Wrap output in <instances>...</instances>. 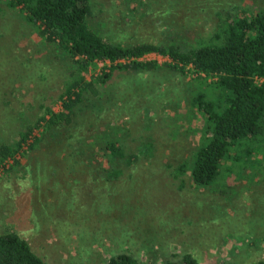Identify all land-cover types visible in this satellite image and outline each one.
Returning a JSON list of instances; mask_svg holds the SVG:
<instances>
[{"label": "rangeland", "instance_id": "374dc122", "mask_svg": "<svg viewBox=\"0 0 264 264\" xmlns=\"http://www.w3.org/2000/svg\"><path fill=\"white\" fill-rule=\"evenodd\" d=\"M91 8L96 27L122 44H163L172 36L193 43L212 35L216 11L250 18L264 0H91ZM53 54L0 0V144L17 140L44 107L62 111L68 72ZM139 60L158 67L120 73L104 88L97 83L98 96L79 105L71 125L54 126L33 151L0 165V234L17 233L45 264H105L122 253L138 264L187 253L197 264L264 261L261 153L208 187L174 178L201 143L204 118L189 96L202 81L162 68L166 57ZM109 66L98 62L78 76L90 81ZM110 141L138 155L131 166L118 164V179L106 176Z\"/></svg>", "mask_w": 264, "mask_h": 264}, {"label": "trees", "instance_id": "16d2710c", "mask_svg": "<svg viewBox=\"0 0 264 264\" xmlns=\"http://www.w3.org/2000/svg\"><path fill=\"white\" fill-rule=\"evenodd\" d=\"M5 5L18 14L39 43L58 53L53 55L66 65L68 80L58 97L62 111L54 113L44 104V115L25 125L17 140L0 144V165L10 159L17 162V156L33 151L54 126L71 125L79 105L88 106L92 97L98 96L97 83L104 88L120 73L154 71L158 67L155 62L139 60L152 53L169 59L162 68L190 72L195 74L192 80L202 81L203 89L189 96L190 105L204 118L201 143L174 169V178L187 176L192 187L203 188L215 184L222 175L231 178L237 164L253 157L255 151L264 161V9L250 18H234L228 9L218 10L212 35L193 43L172 36L163 44L126 45L106 38L96 27L91 0H5ZM98 62H108V70L90 81L78 76ZM89 94L91 100L85 97ZM19 114L25 118L23 112ZM41 128L39 137L32 136ZM105 156L113 164L106 176L114 179L122 172L118 164L131 166L138 160L137 154H127L115 141L106 142ZM0 264L45 263L17 233L4 231L0 234ZM105 264L138 262L122 253ZM163 264L197 262L187 253L179 261Z\"/></svg>", "mask_w": 264, "mask_h": 264}, {"label": "crops", "instance_id": "0c3cea01", "mask_svg": "<svg viewBox=\"0 0 264 264\" xmlns=\"http://www.w3.org/2000/svg\"><path fill=\"white\" fill-rule=\"evenodd\" d=\"M2 234V233H1Z\"/></svg>", "mask_w": 264, "mask_h": 264}]
</instances>
